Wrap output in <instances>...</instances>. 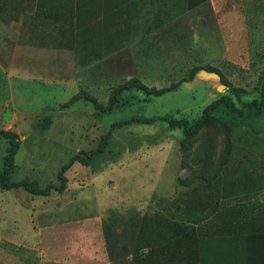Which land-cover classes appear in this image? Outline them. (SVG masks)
I'll return each mask as SVG.
<instances>
[{"label":"rangeland","instance_id":"374dc122","mask_svg":"<svg viewBox=\"0 0 264 264\" xmlns=\"http://www.w3.org/2000/svg\"><path fill=\"white\" fill-rule=\"evenodd\" d=\"M72 1L0 0V130L21 142L12 181L57 186L68 167L64 193L0 188L6 251L25 244L38 258L45 238L62 236L78 264H264V123H216L182 145L183 130L161 120L193 122L224 94L237 103L233 88L258 97L264 0H218L216 12L175 0L152 20L102 14L106 0L87 17ZM208 27L218 33L201 35ZM198 67L211 71L191 81ZM134 79L180 86L116 94ZM6 148L0 140V168Z\"/></svg>","mask_w":264,"mask_h":264},{"label":"trees","instance_id":"16d2710c","mask_svg":"<svg viewBox=\"0 0 264 264\" xmlns=\"http://www.w3.org/2000/svg\"><path fill=\"white\" fill-rule=\"evenodd\" d=\"M207 0H201V4ZM200 70H209L210 68L198 67L194 70V73L191 77V81L194 79V76ZM217 72V71H215ZM219 73V72H218ZM220 74V73H219ZM221 75V74H220ZM180 86V83H177L168 89L162 91H152L138 80H131L124 86L120 87L116 94H120L123 91L129 90H139L144 91L149 96H162L167 93H170ZM231 94L238 100L237 103L234 101L233 97L229 94H224L215 99L213 102L208 104L202 111L200 118L190 122L188 119H176L173 117H163L161 120L167 122L171 127L178 128L183 130L184 139L182 145L193 137H195L203 128L209 127L213 124H221L229 131H233L239 127H252L256 132L260 131V126L263 127L264 123V73L260 77V86L258 90V97L252 100L244 101L241 98L242 91L240 89L233 88L231 89ZM77 99L75 97L69 104L74 102ZM48 122H51V117H48ZM0 140L7 142V148L5 151L3 166L0 168V188L2 190H14L23 188L27 192L35 196H49L53 190L58 193H64L67 185L68 178L66 177V170L68 167H64L59 173V185L57 186H47L46 188H41L37 182L29 181H20L13 182L12 175L15 171L16 164L15 158L20 149L21 142L17 134L11 131L0 130ZM108 141V135L104 137L102 146L97 151L101 152L103 145H106ZM93 157V156H92ZM90 157L88 161L83 160V163L89 164L93 159ZM80 157H75V160H79ZM264 238V235H260ZM210 246L211 250L215 253H221L220 255L226 257V252L223 250L222 241L216 243L211 240L206 241Z\"/></svg>","mask_w":264,"mask_h":264},{"label":"crops","instance_id":"0c3cea01","mask_svg":"<svg viewBox=\"0 0 264 264\" xmlns=\"http://www.w3.org/2000/svg\"><path fill=\"white\" fill-rule=\"evenodd\" d=\"M82 0H73L72 6H75V12L78 13V10L84 9L85 15L89 17L93 14V12L98 10L97 6V0H84V3H81ZM218 0H207L205 5L212 4L211 7L214 12H216V2ZM175 0H167L165 3H162L161 0H106L105 2H102V14H117L118 17L120 14H123L125 12L130 13L132 17L135 19H149L152 20L155 18V15L158 17L159 9L161 10V6L167 5L166 8L169 9V12L171 14L175 13ZM204 5L203 3L201 4ZM160 6V7H159ZM196 8V7H195ZM190 9L187 8L186 12ZM176 13L175 15H177ZM218 16V15H217ZM246 15L243 14V19H245ZM174 17V16H173ZM219 18V17H218ZM225 24H220V26H224L226 29V32H221L226 34L227 36L231 35L232 26L227 23L228 21V15H225ZM209 28V27H208ZM207 28V29H208ZM222 28V27H221ZM218 33V29H211L205 31L204 33H201V35L214 37L215 34ZM230 42L227 41L226 45ZM196 82V81H195ZM25 241V240H23ZM64 243L72 244V239L69 237H62V236H53L45 238L44 241L41 244V250L39 251L38 255L39 257H35L34 254H31L29 251H27L25 244L23 246V249L21 252H7L6 247L7 246H13L12 243H8L4 240V238H0V264H78L77 259L78 255L76 253L70 252L69 254H66L65 252L62 253L61 250L64 247ZM15 247V246H14ZM25 247V249H24ZM17 249L18 246H17ZM29 250V249H28ZM62 255L66 257H62ZM90 254L86 255L85 260L86 263L90 261V258L88 257Z\"/></svg>","mask_w":264,"mask_h":264}]
</instances>
